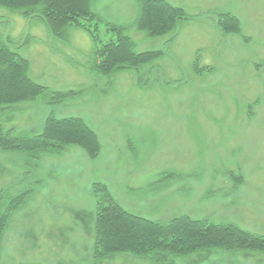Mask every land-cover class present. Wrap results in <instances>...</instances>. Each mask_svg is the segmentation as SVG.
Masks as SVG:
<instances>
[{"label":"rangeland","instance_id":"rangeland-1","mask_svg":"<svg viewBox=\"0 0 264 264\" xmlns=\"http://www.w3.org/2000/svg\"><path fill=\"white\" fill-rule=\"evenodd\" d=\"M165 1L187 18L151 37L130 27L136 0H94L97 43L74 27L58 37L43 20L0 6V41L29 60V77L52 91H78L60 103L42 94L11 105L0 127L33 137L50 115L81 118L101 144L95 158L79 146L0 149L2 203L29 193L4 230L0 264H264V252L222 249L95 256V183L156 222L189 215L264 235V0ZM228 13L240 20L239 33L220 30ZM108 24L129 26L135 52L163 55L111 76L96 72L89 54L117 38Z\"/></svg>","mask_w":264,"mask_h":264},{"label":"trees","instance_id":"trees-1","mask_svg":"<svg viewBox=\"0 0 264 264\" xmlns=\"http://www.w3.org/2000/svg\"><path fill=\"white\" fill-rule=\"evenodd\" d=\"M136 1L138 13L130 27L151 37L172 33L178 23L187 18L183 8L165 0ZM0 6L21 11L26 18L43 20L58 37L66 38V29L74 27L86 31L97 43L102 18L93 10L94 0H0ZM108 25L117 38L96 45L89 54L91 68L96 72L111 76L118 71L141 68L163 55L160 50L135 52L134 41L125 34L129 26ZM218 26L224 33L241 30L240 20L230 13L219 17ZM193 67L197 73L204 69L199 64V53ZM29 69L28 59L0 41V114L11 105L34 100L42 94L51 95L52 102L60 103L78 93L74 90L52 91L32 80ZM13 133V128L0 127V149L61 153L68 146H79L92 158L101 150L98 135L81 118L59 119L50 115L40 134L26 137ZM27 192L12 197L6 205L0 199V249L11 214L24 202ZM93 193L96 198L94 251L97 259L116 253H131L139 258L157 252L187 256L210 249L264 252V235L250 233L235 224H217L189 215L160 223L124 209L104 184H93Z\"/></svg>","mask_w":264,"mask_h":264}]
</instances>
